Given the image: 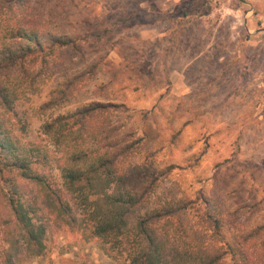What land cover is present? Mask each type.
I'll list each match as a JSON object with an SVG mask.
<instances>
[{"label": "rangeland", "instance_id": "obj_1", "mask_svg": "<svg viewBox=\"0 0 264 264\" xmlns=\"http://www.w3.org/2000/svg\"><path fill=\"white\" fill-rule=\"evenodd\" d=\"M20 24L73 42L22 60L28 79L8 117L23 141L59 154L46 122L90 102L114 104L103 117L116 127L110 141L131 143L123 172L132 186L157 178L148 207L215 202L235 252L226 264H264V0H0V52L26 45L10 37ZM67 83L64 102L44 106ZM49 172L63 189L60 165ZM6 178L0 172V220L9 217ZM44 244L19 264H129L124 245L107 254L55 215ZM7 246L0 234V255Z\"/></svg>", "mask_w": 264, "mask_h": 264}, {"label": "trees", "instance_id": "obj_2", "mask_svg": "<svg viewBox=\"0 0 264 264\" xmlns=\"http://www.w3.org/2000/svg\"><path fill=\"white\" fill-rule=\"evenodd\" d=\"M9 31L11 38L19 37L26 45L20 43L18 50L7 47L0 52V172L10 184L9 217L0 220V234L8 246L0 255V264H19L25 257L43 254L47 220L54 215L100 239L107 254L124 245L129 264H226L227 254L235 252L221 237L215 202L197 205L180 200L149 208L147 195L157 178L131 185L132 178L123 172L131 143L122 137L110 141L116 127L103 117L114 104L90 102L46 122L43 133L52 136L60 156L49 155L45 145L23 141L14 132L17 125L8 114L22 92L19 87L28 79L21 70L22 60L32 50L42 53L73 42L64 35L49 36L46 41L21 24ZM64 86L44 106L63 103L68 83ZM53 162L62 170L63 189L52 181L49 170ZM18 178L34 184V191H22ZM238 260L253 264L248 259Z\"/></svg>", "mask_w": 264, "mask_h": 264}]
</instances>
